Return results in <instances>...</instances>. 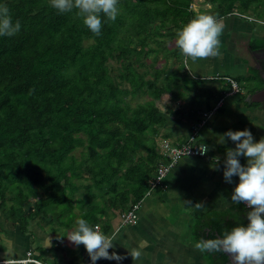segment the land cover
<instances>
[{"label":"trees","instance_id":"trees-1","mask_svg":"<svg viewBox=\"0 0 264 264\" xmlns=\"http://www.w3.org/2000/svg\"><path fill=\"white\" fill-rule=\"evenodd\" d=\"M193 1L118 0L116 20L102 16L95 36L75 9L61 14L50 0H0L21 24L17 34L0 36V223L28 234L39 220L53 224L54 218L110 228L107 216L142 199L169 120L157 100L165 93L187 98L207 82L182 68L185 57L167 42L200 14L189 9ZM261 4L220 0L202 14L219 20ZM180 9L185 14L171 25L157 17ZM158 22L164 26L154 32ZM229 89L225 84L220 92ZM199 142L210 154L209 139ZM249 210L241 202L199 215L192 235L197 242L246 226ZM206 254V264L229 262L225 253Z\"/></svg>","mask_w":264,"mask_h":264},{"label":"crops","instance_id":"crops-1","mask_svg":"<svg viewBox=\"0 0 264 264\" xmlns=\"http://www.w3.org/2000/svg\"><path fill=\"white\" fill-rule=\"evenodd\" d=\"M220 21L224 26L222 35L229 33L230 35L228 37L233 38V40L235 39L231 44H234L236 49L242 46L241 48L244 50L241 51L244 57V63L240 67V72L252 74L253 70L249 68L250 45L256 43L260 45L262 42V33L256 32L255 28H252V25L249 23H243L242 21L234 19L231 21L228 19L224 21L222 18ZM229 24L230 26H228ZM242 29L245 31H242ZM245 32H248L252 37L254 35L259 36L258 38L261 42L243 39V34ZM221 36L219 37L220 44L225 46V43L222 44ZM220 51L221 56L225 57V52L221 49ZM235 52L237 51L233 52V50H230L229 55L231 54V59L229 62H233L229 64V67L231 64L236 63L233 59L235 58ZM204 61L205 60H202L203 64ZM203 64L194 63L193 67L190 68L189 66V69L202 78H205L207 74H217L214 73V70H207V72L204 71L201 73L202 69L204 70V68L201 67ZM218 68V66H215V70ZM232 68L233 71H237L236 65H233ZM225 81L223 82V79H219L211 81L209 84L206 83V86L203 85L207 88L205 97H200L196 101L192 99L190 103H187L186 100L188 98L177 99L176 108L172 109L170 107L172 104H170L161 109L169 120L165 130L159 136V139H168L172 142L179 143L186 141L194 121L198 119L203 112L215 107L218 101L224 96L220 90L225 84L229 85L228 81ZM241 87L242 91L240 93L226 96V99L232 97L233 100H231L228 105H225L224 99L222 105L217 110L220 114H218L215 119L213 115L201 131L200 136L206 140L209 139L211 142L209 145L211 153L208 154V157L200 160L195 157H185L182 159L184 161L182 162L181 160L176 165L174 169L175 172L172 170L167 178H165L163 186L152 191V193L143 200L138 210V217L134 222L122 224L119 216L120 210L118 209L116 213H111L107 216V219H109V223L107 224L110 228H106L104 224L99 225V230L101 232L113 238L115 246L109 249V252L115 251L125 258L119 262L100 259L96 261V264L205 263L206 252L202 253L194 247L196 239L192 235V232L194 226L197 224V218L199 215L211 210H226V208L235 205L230 204L224 209H219L214 205L211 206V204L215 202V193H217L216 189H218V184L220 182L217 177V174L220 173V169L219 171L214 170V168L217 167L214 163L215 161L212 162L209 158L217 152L222 154L221 158H224L226 150L235 147L226 143L220 144L218 138L219 135L225 133V128L232 127L228 122L234 119L233 117H239L238 113L241 115L244 114V118L246 117L250 122L254 121L257 117H262V122H260L258 126L262 125L264 127V113H262L264 111L258 106L260 102L247 100L249 95L254 94L255 91L259 89V86L249 90H246L245 86L241 85ZM198 91H202V88L201 90H197V92ZM162 97L161 98L167 102L171 100L165 99L166 97L173 100L170 93H165ZM167 107H170L169 111ZM239 118L235 119L237 122H234V126H239L238 128L242 130L246 128V124L240 121ZM254 124L256 125L258 122H254ZM250 126H253V124L250 123ZM167 132L169 136L166 138L163 135ZM239 160L242 165L246 163L245 157H240ZM236 182H238V180ZM187 202L190 203L191 206ZM197 203H202L205 208H196L195 204ZM189 208H191V213L188 210ZM55 221L56 222H53L55 225L52 224L53 226L49 227L44 223L40 225L34 224L31 227V234L30 232L29 234L24 233L19 226H13L11 224L12 229H9L7 232L9 234L5 236L4 253L0 255V258H7L10 260L19 259L26 256L29 250H32L36 258L48 264H92L85 247L83 245L76 246L66 238L75 227V222L72 224H62L56 219ZM49 240L51 241L50 246ZM140 240L146 241L147 243L140 249V258L133 261L128 251L131 252L132 247Z\"/></svg>","mask_w":264,"mask_h":264},{"label":"clouds","instance_id":"clouds-1","mask_svg":"<svg viewBox=\"0 0 264 264\" xmlns=\"http://www.w3.org/2000/svg\"><path fill=\"white\" fill-rule=\"evenodd\" d=\"M50 5L61 14L75 9L76 15L82 18L83 24L95 36L101 35L102 16L108 21H115L119 15L118 0H50ZM223 28L221 21L211 14L196 15L177 29L175 46L186 60L192 62L218 57L221 55L219 37ZM20 29V21L13 22L7 5L0 4V36L11 37ZM225 138L234 142L235 147L226 150L223 177L229 184L233 183L234 176L239 178L231 201L233 204L242 202L250 209L246 213L248 223L246 226L241 223L230 230L224 229L219 237H201L194 247L202 253H226L231 257L232 264H264V137L258 142L254 141L251 131L244 129L228 130L219 135L218 142L224 144ZM207 151L206 146L201 154ZM240 157L246 158V164L240 163ZM220 163V158L216 157L217 167L214 170L219 171ZM195 207L205 208L202 203L195 204ZM66 238L76 246L83 245L92 264L100 259L119 262L125 258L115 251L110 253L109 249L115 246L113 238L90 225L84 218L75 221V227ZM146 243L140 240L131 252L128 251L133 261L140 258V249Z\"/></svg>","mask_w":264,"mask_h":264},{"label":"rangeland","instance_id":"rangeland-1","mask_svg":"<svg viewBox=\"0 0 264 264\" xmlns=\"http://www.w3.org/2000/svg\"><path fill=\"white\" fill-rule=\"evenodd\" d=\"M193 2L195 3V7H194L193 11L196 12L197 14H199V13L202 14L203 11H210L213 8V6H214L215 3H217V4L220 3V0H194ZM256 12H259V11L258 10L256 11V10L252 9L250 11L243 12L242 10H240V13L241 14H244L245 16H240V15H237V14H233V15L224 16L222 19L224 21H226L227 19L230 20V21L232 19H234V20L242 21L243 23H249L250 25H252V28H255V31L256 32H261L262 33V30H263L262 16L257 15ZM184 14H185L184 9H182V10L180 9V10H172V11H169V12L163 14L162 16L159 15L157 17L159 18V21H160V19H162L165 23H167L168 25H171L173 23V21L175 20V18L182 17ZM251 17H254L255 20L250 19ZM256 18H258V20H256ZM163 26H164L163 23L161 24V23L158 22V23H156L155 28H154L153 31L156 32L158 28H162ZM228 26H230V24ZM242 31H245V30L242 29ZM229 35H230L229 33H226L225 35H222L221 36L222 37V44L225 43V46L220 44V49L223 52H225V57H222L220 55V56L214 57V58H211L210 57V58H206V59H197L195 62H192L191 60H186L184 58L182 68H186V67H189V66L191 68V67H193V64L194 63H196V64H203L202 63V60H205L204 61V64L201 65V67L204 68V70L202 69L201 73L204 72V71L207 72V70L208 71L214 70V73H217V74H207V75H205V79H207L206 80L207 81L206 82L207 84L211 83V80H214V81L219 80L217 77H220V75L221 76L222 75H231V76H235V78H238L240 84L242 86H245L246 87V90L253 89L254 87L257 88L258 86L260 87L261 86V83L258 82L257 79L254 82V80H253L254 79L253 78V73L252 74H246L244 72H240V67L244 63V59H243L244 57H243L241 51H244V50H242L243 49V48H241L242 46L241 47H237V49H236V47L234 46V44H231V42H234L235 39L233 40V38L228 37ZM243 36H244L243 39L252 40V41H255L256 40L259 43L261 42V40L258 38L259 36H255L254 35L252 37L251 35H249L248 32H245L243 34ZM175 40H176V37L171 38V39H168L167 42L169 44L170 49H173V47H175ZM152 45H154V42H152ZM230 50H233V52L234 51H237V52H235V56H234L235 58H233L234 59V62H236V63L231 64V66L229 67V64L231 62H233V61L229 62L230 59H231L230 58L231 57L230 56L231 54L229 55ZM220 53H221V51H220ZM174 54L175 53L172 52V51L168 52L169 60L170 61H173L174 60ZM163 55H164V52H161V53L158 54V56L160 57L161 60L158 62L157 66H161L163 64V61H162ZM155 56H156V54H152L150 56V60L151 61H154ZM233 65H236L237 66V68H236L237 71H233V68H232ZM215 66H218L219 68L217 70H215ZM238 72H240V73H238ZM211 73H213V72H211ZM222 77H224V76H222ZM224 81H225V79H223V82ZM206 83H205V85H207ZM206 89L207 88L204 87V88H202V91H200V92L198 91L196 93H192L190 95H187L186 96L188 98L186 100L187 103H190L192 101V99L196 101L200 97H205V90ZM219 96H220V94H219ZM162 98L159 99V100H157V104H158V106H160L161 109H163L166 105H170V104H172L170 106L172 109H174V108L177 107L176 99H173L174 100L173 101L172 99H169V98L166 97L165 99L171 100L170 102H167L166 100H163L164 98L163 99ZM224 99H225V105H228L229 102L231 100H233L232 97H229L228 99H226V97H224ZM170 107H167V110L168 111H169V108ZM262 113H264V112H262ZM218 114H220V112H216L214 114L213 118L214 119L217 118L216 116ZM243 115L244 114L241 115V114L238 113V116L240 118L239 117H233L234 119H231L228 122V123L231 124L232 127L225 128L224 129V132H226L228 130L237 131V129H238L239 131H243L244 129H248V130L251 131V133L253 135V138H254V141H257L258 142L262 137H264V127L262 125L261 126H258L259 123L262 122V117H257L254 121H251L250 122V121H248V119L246 117L244 118ZM236 118H239L240 121H242L243 123H245L246 124V128L240 130L238 128L239 126L238 127H235L234 126L235 125L234 122L235 123L237 122L235 120ZM254 122L255 123L258 122V124L255 125ZM250 123H252L253 126H250ZM158 139H159V137H158ZM158 139H157V141H160L161 140V139H159V140ZM225 143L231 145L232 147L235 146V143L232 142L228 138H225ZM221 155L222 154H220V153L217 152L212 157L209 156L210 157L209 159H211L212 162L215 161L214 162L215 164H216V157H219L220 158V161H221V163L218 165V167L220 169V173L217 174V177L219 178L220 182L218 184V189H216V192L217 193H215V198H214L215 199V202H214V204H211V206L214 205L215 207H217L219 209H224L227 206H229L230 204H233V202L231 201V195H232V192H233L234 187L239 182V178L234 176L233 177V183H231V184L225 182L224 177H223V171H224V169H223V160H224L225 157L224 158H221ZM195 158L198 159V160L205 159V158H198V157H195ZM183 161L184 160H182V162ZM244 164H246V163H244ZM179 166H180V164H179ZM173 172H175L174 169H173ZM235 179H237L238 182H236L237 180H235ZM188 210L191 213V208H189ZM4 218H6V215H4ZM49 219H51V218H49ZM39 221L41 223H44L48 227L55 225V223H53V225H52V224H47L46 222H44L42 220H39ZM54 222H56L55 221V218H54ZM48 223H50V222H48ZM0 224H1L0 225V255H3V253H4V245H5V236H7L9 234L7 232H8L9 229H12V227H11L12 225H11L10 222L5 221V219ZM192 224H193V222H192ZM3 259H7V258H0V260H3ZM206 261H207V254H206V260H205V263L204 264H206Z\"/></svg>","mask_w":264,"mask_h":264},{"label":"built area","instance_id":"built-area-1","mask_svg":"<svg viewBox=\"0 0 264 264\" xmlns=\"http://www.w3.org/2000/svg\"><path fill=\"white\" fill-rule=\"evenodd\" d=\"M194 7H195V3L193 2L190 5L189 9L193 10ZM233 14L245 16L244 14H241L240 12H236V11L233 12ZM224 78L228 81L230 85V90L224 93V97L234 95L242 91L241 84L235 77L225 76ZM224 97H222V99L218 101L215 107L203 112L202 115L194 121V123L191 125L190 133L186 141L181 143L172 142L168 139H161L160 141H158L157 150L161 158L157 163L155 174L149 179V189L142 197V199L133 203L127 209L121 210L119 212V216L122 224H129L136 220V218L138 217V210L143 200L147 196H149L152 193V191H154L160 186H163L165 178L171 173L173 169H175L176 165L184 157H198V158L208 157V151L205 154H201V151L203 152L207 145L205 143H200L199 137L201 131L206 126L208 121L212 118V116L217 112L218 108L222 105ZM95 227H98L100 229L99 225H96ZM12 263L48 264L36 258L32 250H29L26 256L19 259L0 260V264H12Z\"/></svg>","mask_w":264,"mask_h":264},{"label":"flooded vegetation","instance_id":"flooded-vegetation-1","mask_svg":"<svg viewBox=\"0 0 264 264\" xmlns=\"http://www.w3.org/2000/svg\"><path fill=\"white\" fill-rule=\"evenodd\" d=\"M258 11L259 12H256V14L262 16L263 23L262 42L257 48L250 45L249 68L253 70V80L255 81L257 79L258 82L261 83L259 89H263L264 91V0H262V4ZM250 19L255 20L254 17H251ZM256 20H258V18H256ZM261 99L263 100V103H258V106L264 111V93L261 95Z\"/></svg>","mask_w":264,"mask_h":264},{"label":"water","instance_id":"water-1","mask_svg":"<svg viewBox=\"0 0 264 264\" xmlns=\"http://www.w3.org/2000/svg\"><path fill=\"white\" fill-rule=\"evenodd\" d=\"M263 93H264L263 89H257L254 94H251L249 95V97H247V100L259 101L260 103H263V100L261 99V95ZM215 234L217 237H219L220 235L218 231ZM226 256L229 259L228 264H232L231 257L228 254H226Z\"/></svg>","mask_w":264,"mask_h":264},{"label":"bare ground","instance_id":"bare-ground-1","mask_svg":"<svg viewBox=\"0 0 264 264\" xmlns=\"http://www.w3.org/2000/svg\"><path fill=\"white\" fill-rule=\"evenodd\" d=\"M182 73V72H181Z\"/></svg>","mask_w":264,"mask_h":264}]
</instances>
